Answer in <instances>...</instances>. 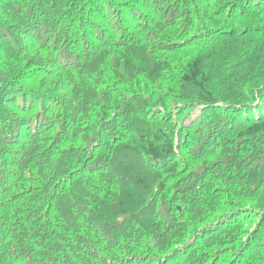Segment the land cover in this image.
<instances>
[{"label":"trees","instance_id":"16d2710c","mask_svg":"<svg viewBox=\"0 0 264 264\" xmlns=\"http://www.w3.org/2000/svg\"><path fill=\"white\" fill-rule=\"evenodd\" d=\"M0 264H264V0H0Z\"/></svg>","mask_w":264,"mask_h":264}]
</instances>
